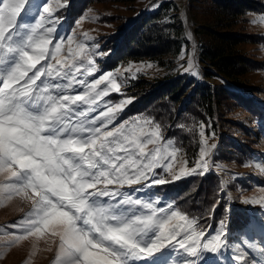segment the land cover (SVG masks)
Masks as SVG:
<instances>
[{
	"label": "snow or ice",
	"instance_id": "1",
	"mask_svg": "<svg viewBox=\"0 0 264 264\" xmlns=\"http://www.w3.org/2000/svg\"><path fill=\"white\" fill-rule=\"evenodd\" d=\"M30 3L0 0V197H20L32 205L14 225L19 232L8 244L58 238L54 264H171L166 256L174 259L181 250L192 259L176 264H215L228 246L223 228L202 242L205 233L171 205L156 208L121 191L150 179L167 183L152 177L157 168L171 172L166 161L175 160L179 150L161 143L160 126L149 118L115 124L128 101L109 104L89 118L98 100L120 91L119 83L112 74L88 82L86 77L98 71L88 46L73 36L54 35L59 20L47 3L35 23L24 22ZM63 7L57 0L56 8ZM252 23L264 24V15ZM65 43L67 55L61 57ZM81 75L85 78L78 79ZM199 135L200 160L181 174L208 167L205 158L215 145L209 147L203 130ZM256 167L264 172V166ZM246 202L264 204V197ZM235 249L236 264H257L240 245Z\"/></svg>",
	"mask_w": 264,
	"mask_h": 264
},
{
	"label": "trees",
	"instance_id": "2",
	"mask_svg": "<svg viewBox=\"0 0 264 264\" xmlns=\"http://www.w3.org/2000/svg\"><path fill=\"white\" fill-rule=\"evenodd\" d=\"M116 1L125 0H59L65 5L59 9L57 0H31L24 22L35 23L47 3L54 9L53 19L59 20L54 35L66 36L95 3ZM186 3L190 12L196 6L200 11L206 10L203 14L209 16L206 22L192 25L196 43L192 68L183 69L185 58L179 56L190 45L180 4L176 0H161L157 5L147 6L122 23L115 33H110V38L100 42L102 55L95 62L98 71L86 79L90 82L103 70L116 71L130 63L146 61L160 68L161 73L150 78L134 68L123 69L120 91H110L98 100L94 105L96 111L90 113L89 118L99 115L119 98L130 97L131 102L119 112L115 124L136 114L151 119L166 132L164 142H171L184 152L186 172L196 168L200 160L202 137L199 133L203 130L204 137L208 141L211 138L215 145L206 170L181 174V171L169 172L161 167L155 169L157 175L152 179L163 178L167 183L153 184L150 179L121 191L150 202L156 208L167 209L171 205L173 210L187 216L195 231L205 233L202 242L223 228L228 246L217 254L215 264H236V245L249 253V260L264 264V204L246 200L239 203L225 171L233 175L236 183L245 186L261 184L262 180L253 174H243L238 164L229 167L223 157L224 152L230 150L240 156L241 164L264 166V150L255 143L259 139L264 141V101L249 80V74L259 69V61L243 48L244 44L264 42V36L245 28L251 12L264 11V1L186 0ZM104 88L105 85H101L98 90ZM189 90L192 92L179 107L180 97ZM229 103L238 104L250 117L251 125L245 127L244 141L236 140L222 127L223 112ZM252 127L256 128L254 132L250 130ZM222 142L230 143L231 148L222 150ZM173 173L180 178H173ZM250 178H254L252 183ZM133 189L140 190L133 192ZM245 241L255 247L248 248ZM166 258L171 259V264L181 258L192 259L182 250L174 259Z\"/></svg>",
	"mask_w": 264,
	"mask_h": 264
},
{
	"label": "rangeland",
	"instance_id": "3",
	"mask_svg": "<svg viewBox=\"0 0 264 264\" xmlns=\"http://www.w3.org/2000/svg\"><path fill=\"white\" fill-rule=\"evenodd\" d=\"M161 0H125V1H116V2H104V3H95L89 10L86 11V14L79 19V21L74 26L73 30L66 36L61 35L59 37L67 38L69 36H73L75 41L78 43H84L88 46L89 52L92 54V58L94 62H96L102 55V49L100 42L104 41L106 38H110L113 33L116 32V29L124 23L128 18L135 16L138 12L144 9L147 6L157 5ZM182 9V15L186 24V33L190 39V45L188 47V52L185 50L179 55L180 58H185V64L181 65L183 69H189L193 66V53L195 51V39L192 34V25L193 23L206 22L209 19V16L203 14L206 10H198L196 6H193V10L189 11L187 7L186 0H176ZM264 1V0H263ZM199 5V4H197ZM264 15V11H254L250 13V21L246 24L245 28L247 31L258 33L264 36V24L260 23H252L253 20H256L259 16ZM112 33V34H110ZM87 34V37L85 36ZM57 41L53 40V45H50L51 48L55 45ZM75 45H73L74 47ZM243 48L246 51H249L253 54L254 58L259 61V69L252 71L249 74V80L251 83L255 85V91L257 95L261 97L264 101V68L262 65L264 64V42L256 43V44H244ZM67 55V44L65 43L64 49L61 52V57ZM53 63L55 61H52ZM131 65H126L119 70L116 71H101L94 75L91 81L94 79H98L102 75L112 74V76L116 79L117 83H119L121 88V79L120 75L123 69L134 68L135 70L142 72L148 77L152 78L161 73V69L154 66L151 62H142V63H130ZM96 66V63H95ZM181 68V67H180ZM83 71V70H82ZM96 73V72H95ZM83 75L79 76L78 79H84ZM90 81V82H91ZM55 82V81H54ZM63 82V81H62ZM105 87L107 83L104 84ZM99 85V86H101ZM99 88V87H98ZM77 89V88H76ZM75 89V91H77ZM82 90V89H81ZM80 90V91H81ZM79 92V91H77ZM192 91L189 90L185 92V94L179 99V107L185 101L187 96ZM130 97L119 98V100L113 104H120L122 102L128 101L131 102ZM124 105V108L128 104ZM123 108V109H124ZM106 110V109H105ZM104 110V111H105ZM119 114V113H118ZM225 120L223 121V128L226 129V132L231 133L235 136L238 141H244L247 135L245 131L246 126H250V117L248 113L239 107L238 104L229 103L227 108H225ZM118 116V115H117ZM145 117L140 114H136L130 117H127L121 121H131L136 118ZM223 117V116H222ZM147 118V117H146ZM120 121V122H121ZM118 122V123H120ZM116 123V122H114ZM117 123V124H118ZM112 127V125H109ZM252 132L256 130L255 127L250 128ZM163 140L161 143H165V134L164 130L160 129ZM253 137L256 135H252ZM204 139H207L203 137ZM225 141H229L225 139ZM232 141V140H231ZM207 143L209 147L213 145V140L210 138L209 141L207 139ZM260 150H264V141L257 140L255 142ZM174 146V145H173ZM149 148L152 145L148 146ZM179 151L177 153V158L175 160L169 159L166 163H172V171L180 172L181 169L186 168V158L184 157V152L181 149L174 146ZM230 143L222 142V150L230 149ZM212 152L210 151V155L207 158V161L210 162V158L212 157ZM223 157L227 161V165L229 167H233L235 165H239L240 170L243 174L249 175L253 174L256 177L262 180L261 184H249V186L241 185L236 183L233 175L229 171H225L226 179L233 187L232 191L236 195V200L239 203H243L244 200L252 201L253 199L259 200L261 197H264V172H261L256 165L258 163H249V164H241L238 158L240 156L235 155L233 151H225ZM200 158V157H199ZM198 158V159H199ZM262 165V164H259ZM263 166V165H262ZM246 176V177H247ZM245 177V178H246ZM255 178V177H254ZM254 178H250L254 180ZM248 184V183H247ZM237 193V194H236ZM257 203V202H254ZM31 202L20 197H13L11 200L4 199L0 197V264H54L57 253L58 246V238L55 242H53V238L49 237H41L39 239L35 237H29L28 239L22 240L19 243L9 245L8 241L13 239L12 234L18 233L19 229L14 227L18 221L26 216V214L31 210ZM135 264H138L135 262Z\"/></svg>",
	"mask_w": 264,
	"mask_h": 264
}]
</instances>
